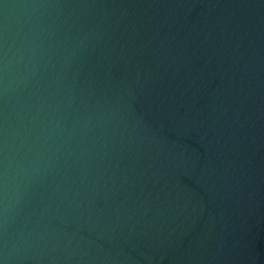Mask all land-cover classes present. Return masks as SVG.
I'll return each mask as SVG.
<instances>
[{
    "label": "water",
    "instance_id": "1",
    "mask_svg": "<svg viewBox=\"0 0 264 264\" xmlns=\"http://www.w3.org/2000/svg\"><path fill=\"white\" fill-rule=\"evenodd\" d=\"M0 264H264V0H0Z\"/></svg>",
    "mask_w": 264,
    "mask_h": 264
}]
</instances>
